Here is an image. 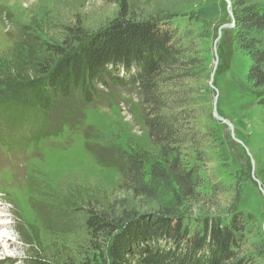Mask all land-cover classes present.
Wrapping results in <instances>:
<instances>
[{"label":"rangeland","instance_id":"374dc122","mask_svg":"<svg viewBox=\"0 0 264 264\" xmlns=\"http://www.w3.org/2000/svg\"><path fill=\"white\" fill-rule=\"evenodd\" d=\"M125 1L133 17L167 24L173 41L198 63L188 77L163 87L175 95L170 106L185 100L181 110L167 112L186 114L181 152L194 172L196 197L181 210L183 224L193 236L208 221L234 218L243 229L240 257L264 264V111L246 80L250 61L236 48L233 16L238 3L264 12V0ZM117 11L108 0H0V56L18 71L0 81V236L6 238H0V264H88L85 209L119 196V154L142 150L154 162L158 149L138 98L126 88L98 87L94 103L77 114L76 101L53 105L57 124L70 118L73 126L83 113L75 139L53 129L27 91L39 84L28 65L42 58V45H59L68 26L94 34ZM120 75L128 78L123 69ZM25 76L30 81L20 80ZM71 129L73 135L77 128ZM11 137L22 140L8 154L5 148L16 147L6 145Z\"/></svg>","mask_w":264,"mask_h":264},{"label":"trees","instance_id":"16d2710c","mask_svg":"<svg viewBox=\"0 0 264 264\" xmlns=\"http://www.w3.org/2000/svg\"><path fill=\"white\" fill-rule=\"evenodd\" d=\"M108 2L118 11L104 29L91 34L78 25L65 27L60 44L42 45V58L28 65L34 70L33 80L39 81L27 89L32 106L46 113V122L55 130L62 131L71 119H63L57 127L53 105L76 101L77 114L94 103L98 87L115 84L138 98L150 142L158 149L154 162L142 150L121 152L119 196L86 206L92 254L88 264H252L238 252L243 229L234 218L224 224L220 219L208 221L204 232L193 236L183 224L181 210L196 197L194 172L184 165L181 152L186 114L167 112L181 110L185 100L176 98L170 106L175 95L163 87L188 77L198 63L184 44L173 41L167 24L133 17L125 0ZM238 6L240 10L233 12L234 41L249 58L246 80L260 94L257 106L264 111V12L243 3ZM121 69L127 79L121 78ZM10 75L18 76V71L0 56V81Z\"/></svg>","mask_w":264,"mask_h":264},{"label":"bare ground","instance_id":"6f19581e","mask_svg":"<svg viewBox=\"0 0 264 264\" xmlns=\"http://www.w3.org/2000/svg\"><path fill=\"white\" fill-rule=\"evenodd\" d=\"M5 223H6V222H5ZM2 227H4V223H3V222H2V224H1V228H2ZM5 227H6V226H5ZM0 238H2V242H3V241L6 242V240H5L6 238H5V237H1V236H0ZM9 243H10V242H9ZM0 250H1V249H0Z\"/></svg>","mask_w":264,"mask_h":264},{"label":"water","instance_id":"95a60500","mask_svg":"<svg viewBox=\"0 0 264 264\" xmlns=\"http://www.w3.org/2000/svg\"><path fill=\"white\" fill-rule=\"evenodd\" d=\"M229 8H230V6L228 7V13H229V16L232 18V13L229 11ZM262 194H263V197H264V193L263 192H262Z\"/></svg>","mask_w":264,"mask_h":264}]
</instances>
